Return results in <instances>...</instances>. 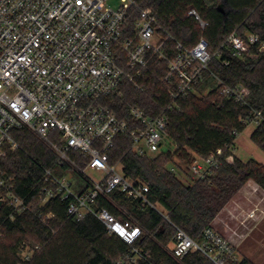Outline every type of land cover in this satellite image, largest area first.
<instances>
[{"label": "built area", "instance_id": "built-area-1", "mask_svg": "<svg viewBox=\"0 0 264 264\" xmlns=\"http://www.w3.org/2000/svg\"><path fill=\"white\" fill-rule=\"evenodd\" d=\"M188 13L205 28L207 22L195 8ZM227 44L237 57L255 56L251 52L254 45L264 51V42L253 32L246 36L232 32ZM212 57L205 37L194 46H187L160 23L151 8L141 6L137 0H121L118 8L108 0H0V158L8 150L20 147L14 136L18 129H28L44 139L61 164L77 167L74 153H79L86 159L81 173L90 182L88 189L78 193L70 172L58 175L43 167L49 185L40 191L42 201L54 197L68 199L70 217L83 219L93 214L112 233L132 244L140 226L98 207L97 199L118 189L160 210L150 200L149 183L126 176L123 164L112 162V151L118 137L129 134L139 155L163 152L160 148L168 136L166 108L152 114L130 105L129 122L111 104L124 96L125 83L144 90L140 79L150 74L153 61L159 67L166 65L162 81L173 102L196 93L210 71ZM230 62L225 59L224 65L229 66ZM211 74L221 94L246 104V86L231 85ZM261 121V111H255L250 122L258 125ZM222 157L223 149L219 148L207 157H197L190 170L194 177L205 178L221 166ZM225 159L232 162L233 153ZM88 169L95 170L100 177H90ZM171 170L177 171L175 166ZM255 183L254 190L261 189ZM12 186L0 178V187L8 189L11 201L23 205L24 201L10 190ZM4 202L5 198H0V205ZM225 210L233 213L228 206L222 213ZM257 211L264 217V209L259 205L240 214H245L247 220L256 217ZM217 220L225 224L228 219L220 213L214 225L205 229L202 242L174 224V254L182 257L201 251L216 264L240 261L237 245L217 228ZM133 252L142 256L136 247ZM23 256L28 259L31 250L25 248ZM134 259L135 256L127 258Z\"/></svg>", "mask_w": 264, "mask_h": 264}, {"label": "trees", "instance_id": "trees-1", "mask_svg": "<svg viewBox=\"0 0 264 264\" xmlns=\"http://www.w3.org/2000/svg\"><path fill=\"white\" fill-rule=\"evenodd\" d=\"M137 1L151 8L160 23L187 46L192 47L205 37L213 55L210 71L231 85L246 86V104L221 94L210 71L197 87L203 91L210 86L207 94L190 93L173 102L162 81L166 65L159 67L154 61L150 74L140 79L143 91L125 83L124 96L111 104L116 113L131 122L130 105L152 114L166 108L168 136L176 144L174 151L148 156L136 152L129 134L120 135L116 141L112 162H121L129 178L148 182L150 200L160 208L130 198L118 189L97 199L98 207L140 226L132 244L112 233L93 214L83 219L70 217L68 199L42 201L40 191L49 185L43 167L58 175L70 172L76 180L75 190L81 193L90 186L81 173L86 159L76 152L77 167L61 164L56 152L36 133L15 130L20 147L8 150L0 158V178L13 185L10 190L24 204L17 206L8 196V189L0 187V198H5L0 205V264H216L201 251L176 256L174 224L202 242L205 229L214 225L217 216L249 180L264 190L263 163L254 158L244 161L236 155L232 162L225 159L235 150L238 136L246 130L255 111H261L262 121L251 139L264 152V51L254 45L251 52L255 56L237 57L227 44L232 32L242 36L257 33L264 42V0ZM190 8H195L207 22L205 28L189 15ZM225 59H230L229 66L224 65ZM219 148L223 149V163L212 174L189 183L180 179L197 157H207ZM173 166L176 172L171 170ZM135 247L142 256L133 252ZM25 248L31 250L28 259L23 256ZM131 256L135 259L127 260ZM236 264L254 263L245 258Z\"/></svg>", "mask_w": 264, "mask_h": 264}, {"label": "rangeland", "instance_id": "rangeland-1", "mask_svg": "<svg viewBox=\"0 0 264 264\" xmlns=\"http://www.w3.org/2000/svg\"><path fill=\"white\" fill-rule=\"evenodd\" d=\"M108 3L114 8H118L121 4V0H108ZM209 89L210 86L206 87L203 91H199L198 89L195 94L200 96L205 95L208 93ZM247 127L248 128L238 136L235 146L236 153L239 157L245 159V161L249 158L255 159L259 152L262 153L261 149L256 146L250 137L251 128H255L256 124L254 122H249ZM175 149V142L169 136H166L160 151H174ZM87 174L92 178L100 177L99 173L93 169H88ZM187 175L183 174L179 177L185 183H189L193 179H196L190 168H188ZM251 187L252 190L250 191L247 186L244 185L237 195L225 206H228L233 212L232 214L227 213L229 210H225L224 213H222L223 211L221 212V215H224L225 218L228 219L225 224L221 220H217L215 224L223 234L234 240V243L237 245L236 251L239 254L240 260L246 258L254 264H264V217L257 211L256 217L246 220V218H244L245 214H240L242 210L243 212L244 210L249 212L258 205L264 209V206H261L264 199L262 188L254 190L255 186L251 185ZM226 213L229 214V217Z\"/></svg>", "mask_w": 264, "mask_h": 264}, {"label": "crops", "instance_id": "crops-1", "mask_svg": "<svg viewBox=\"0 0 264 264\" xmlns=\"http://www.w3.org/2000/svg\"><path fill=\"white\" fill-rule=\"evenodd\" d=\"M248 128V127H247ZM246 128V129H247ZM254 129L255 128H251V131H250V137H251V134H252V132L254 131ZM262 151V150H261ZM233 155H236V156H238V154L236 153V151L234 150V152H233ZM239 157V156H238ZM239 158H241V157H239ZM242 159V158H241ZM250 159V158H249ZM257 161H259V162H261V163H263L264 164V152L262 151V153L261 152H259L258 153V155H257V157L255 158ZM242 160H244L245 161V159H242ZM246 160H248V159H246ZM251 185H254V181L253 180H251V181H248L246 184H245V186H247V188L251 191L252 190V187H251ZM263 190V189H262ZM263 192H264V190H263ZM264 206V199H263V204L261 203V206Z\"/></svg>", "mask_w": 264, "mask_h": 264}]
</instances>
